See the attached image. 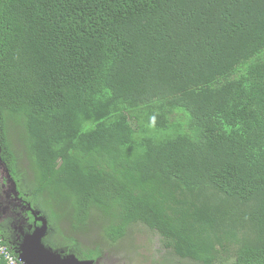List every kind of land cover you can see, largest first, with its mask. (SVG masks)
Returning a JSON list of instances; mask_svg holds the SVG:
<instances>
[{"label":"trees","instance_id":"1","mask_svg":"<svg viewBox=\"0 0 264 264\" xmlns=\"http://www.w3.org/2000/svg\"><path fill=\"white\" fill-rule=\"evenodd\" d=\"M0 162L80 260L264 264V0H0Z\"/></svg>","mask_w":264,"mask_h":264},{"label":"rangeland","instance_id":"2","mask_svg":"<svg viewBox=\"0 0 264 264\" xmlns=\"http://www.w3.org/2000/svg\"><path fill=\"white\" fill-rule=\"evenodd\" d=\"M25 207L27 206L18 199L15 186L4 165L0 162V226L4 230V234L7 235V239L10 240L11 247L18 246L33 225ZM131 231L122 244V250L110 247L103 257L95 260L94 264H161L168 254L162 246L160 237L144 226H135ZM99 235L97 229L91 226L87 232L80 235V242L91 246ZM44 243L55 251L65 255H74L80 259L76 255V248L66 245L64 238L54 228H48ZM174 263L194 264L192 261L179 258H174Z\"/></svg>","mask_w":264,"mask_h":264},{"label":"water","instance_id":"3","mask_svg":"<svg viewBox=\"0 0 264 264\" xmlns=\"http://www.w3.org/2000/svg\"><path fill=\"white\" fill-rule=\"evenodd\" d=\"M16 194L18 195L17 190H16ZM26 206L27 207L25 208L28 210V212L29 211L32 212V214L36 218V222H41V225L37 226L35 223H33V225H31L30 227L32 230L31 229L29 230L25 238L22 239L21 243L18 246L13 245L17 255L23 261L24 264H94L95 263V260H80L74 255L73 256L65 255L64 253L55 251L49 246L45 245L44 238L47 235L48 221L46 217L41 216L38 211L32 209L29 205Z\"/></svg>","mask_w":264,"mask_h":264},{"label":"built area","instance_id":"4","mask_svg":"<svg viewBox=\"0 0 264 264\" xmlns=\"http://www.w3.org/2000/svg\"><path fill=\"white\" fill-rule=\"evenodd\" d=\"M0 257L4 258L8 264H24L18 255L12 252V248L6 244L0 235Z\"/></svg>","mask_w":264,"mask_h":264},{"label":"flooded vegetation","instance_id":"5","mask_svg":"<svg viewBox=\"0 0 264 264\" xmlns=\"http://www.w3.org/2000/svg\"><path fill=\"white\" fill-rule=\"evenodd\" d=\"M19 199V198H18ZM22 202V201H21ZM23 203V202H22ZM29 215H30V213H28ZM30 218L32 219V217L30 216ZM32 223H34V220L33 221H31ZM39 225V224H38Z\"/></svg>","mask_w":264,"mask_h":264}]
</instances>
